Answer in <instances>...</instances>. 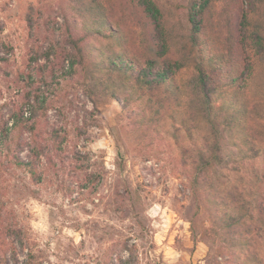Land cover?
I'll return each instance as SVG.
<instances>
[{
    "label": "rangeland",
    "instance_id": "374dc122",
    "mask_svg": "<svg viewBox=\"0 0 264 264\" xmlns=\"http://www.w3.org/2000/svg\"><path fill=\"white\" fill-rule=\"evenodd\" d=\"M120 1L112 6L116 15L123 6ZM154 1L164 14L171 57L180 59L186 52L187 0ZM66 2L0 0V123L11 124L16 108L33 93L27 80L18 78L31 74L32 86L45 90L48 109L41 116V129H60L67 155L63 163L55 158L54 167H44L40 182L7 164L0 169V263L14 264L15 258L22 264L30 253L29 264H106L108 255L114 261L125 259L131 249V264H232L218 238L204 234L206 212L199 211V195L190 185L195 157L191 142L202 141L205 129L196 127L193 137L180 130L182 145L167 134L153 144L138 141L120 102L108 99L88 113L92 105L75 83L44 86L36 79L40 76L32 57L47 45L44 37L51 27L45 23L56 28ZM28 17L35 23L32 32ZM190 78L189 63L177 74L185 93L190 92ZM247 94L253 110L264 113V63ZM77 127L84 132L78 133ZM242 146L248 157L245 166L235 175L228 170L230 164L219 170L218 177L238 187L234 197L240 205L261 212L254 237L264 264V122L252 121L250 142ZM7 227L22 230L23 249L9 237Z\"/></svg>",
    "mask_w": 264,
    "mask_h": 264
},
{
    "label": "trees",
    "instance_id": "16d2710c",
    "mask_svg": "<svg viewBox=\"0 0 264 264\" xmlns=\"http://www.w3.org/2000/svg\"><path fill=\"white\" fill-rule=\"evenodd\" d=\"M65 1L57 27L45 23L51 27L44 37L47 45L32 57L40 76L36 79L44 86L75 83L92 105L88 113L108 99L120 102L138 141L153 144L167 134L182 145L180 130L193 137L196 127L205 129L202 141L191 142L195 157L189 173L199 211L206 212L203 232L218 238L232 264H261L254 237L261 212L240 205L234 197L238 187L220 182L218 172L230 164L231 173L241 171L248 159L241 145L250 142L252 121L264 122V113L253 110L247 94L264 63V0H187L186 52L180 59L171 57L164 14L156 1L121 0L119 15L113 11L115 0ZM27 20L32 32L35 23ZM188 60L190 92L185 93L177 74ZM18 78L27 80L33 93L16 108L11 124L0 123V169L7 164L40 182L44 167H54L55 158L62 163L67 158L64 136L54 126L41 129V116L48 109L44 88L32 86L31 74ZM77 131L84 132L82 127ZM190 223L196 239L195 224ZM7 232L23 249L22 230L7 227ZM128 251L127 258L114 261L108 255L105 263L131 264L134 253ZM27 255L22 264L30 263L33 255Z\"/></svg>",
    "mask_w": 264,
    "mask_h": 264
}]
</instances>
